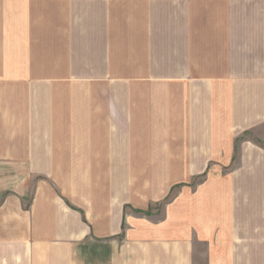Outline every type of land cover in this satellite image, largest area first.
Returning a JSON list of instances; mask_svg holds the SVG:
<instances>
[{
  "label": "crops",
  "instance_id": "obj_1",
  "mask_svg": "<svg viewBox=\"0 0 264 264\" xmlns=\"http://www.w3.org/2000/svg\"><path fill=\"white\" fill-rule=\"evenodd\" d=\"M61 1L63 12H0L15 19L0 30V264H74L89 238L144 225L135 211L156 198L152 163L178 164L167 196L237 160L184 194L186 220L211 226L228 254L229 237L264 242V0H240V12L232 0ZM137 162L152 173L125 171ZM192 231L188 246L176 229L177 264L201 250Z\"/></svg>",
  "mask_w": 264,
  "mask_h": 264
},
{
  "label": "rangeland",
  "instance_id": "obj_2",
  "mask_svg": "<svg viewBox=\"0 0 264 264\" xmlns=\"http://www.w3.org/2000/svg\"><path fill=\"white\" fill-rule=\"evenodd\" d=\"M73 4L75 5V2H73ZM248 4L250 5V2H248ZM240 5V0H232V12H240ZM261 5L263 8L264 1L261 2ZM65 6L67 7V2L61 0H0V12H63ZM75 7L77 9L79 8V2ZM5 26H7V33H9L10 30L15 27V19H0V30H6ZM6 37H9V35L0 34V44L1 39L4 40ZM252 136L253 135H250V137ZM253 140L261 141V139ZM152 151L153 158H159L160 155L159 153L154 152L153 146ZM88 165L90 167L89 169L96 170L97 174H100L101 171H104L107 174L112 169L111 163H91ZM146 165H148V170L145 171ZM177 165L178 164L175 163L162 165L161 163L151 164L153 170H158L161 166L160 170L152 174V197L156 198L151 203L150 208L146 211H135V217L137 218L136 224H139V222L142 221L144 222V225L132 226L129 224L131 226L129 227L125 220L123 223V232L114 238V240L102 243L96 239L89 238L81 247L79 261L77 262L74 259V264H177L175 255L177 249L172 247L178 245L173 242L177 239V228L180 231L179 233L184 231V238H182V235L180 234V244H182V239H184V242L188 241V246L193 245V243L190 244L193 229L200 235L197 244L195 245L199 244V249L201 250H193L191 264H264V242L259 244H247L246 242L243 243L235 240L234 237L228 236L234 245V249L228 254L222 236L216 235L215 238H213L211 226L209 229L206 227H191L188 226L189 222L186 220L190 210L187 208L188 204L185 201L186 196H184V194H195L198 191H205V186L207 185L208 180L213 177V174H215L216 178L223 177L222 175H230L223 174V172L234 173L239 169L240 165L237 160L230 164H208L203 173L194 175L191 179L189 176H184V181L187 182L174 184L169 194L163 196L165 194V187L169 182H175L176 178L179 176L176 174ZM183 165L186 170L190 164ZM194 166H197V164H194ZM128 167L129 168L125 171L130 174L148 175L152 173L149 170V164H144L142 162H137L135 164L129 163ZM140 180L141 178L137 179V181ZM179 193L182 194L176 200ZM230 211L231 210H229V212ZM195 213L197 218L198 215L201 214L199 213V210H196ZM138 219L141 220L139 221ZM219 219L220 218L215 215L214 223H218ZM181 221L184 222V225H174ZM148 226L151 227V232L148 231ZM206 230H210L209 235ZM128 231H133V233H128ZM167 234L169 240L172 242L169 245L164 239ZM147 244H150V250H147ZM118 245L119 247H117ZM181 252L182 249L180 248V253Z\"/></svg>",
  "mask_w": 264,
  "mask_h": 264
}]
</instances>
